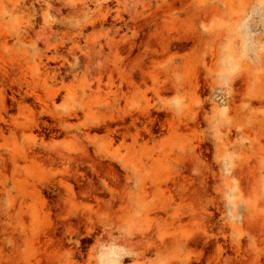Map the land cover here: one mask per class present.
I'll return each mask as SVG.
<instances>
[{
	"label": "rangeland",
	"instance_id": "374dc122",
	"mask_svg": "<svg viewBox=\"0 0 264 264\" xmlns=\"http://www.w3.org/2000/svg\"><path fill=\"white\" fill-rule=\"evenodd\" d=\"M0 264H264V0H0Z\"/></svg>",
	"mask_w": 264,
	"mask_h": 264
}]
</instances>
